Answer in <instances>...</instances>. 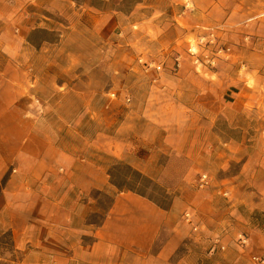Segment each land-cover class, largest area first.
<instances>
[{"label": "rangeland", "instance_id": "374dc122", "mask_svg": "<svg viewBox=\"0 0 264 264\" xmlns=\"http://www.w3.org/2000/svg\"><path fill=\"white\" fill-rule=\"evenodd\" d=\"M255 2L263 10L244 4L229 29L199 22L194 0H0V83L27 93L36 130L61 150L55 172L73 186L26 199L14 220L0 214V264H255L264 59L251 31L264 0ZM126 192L165 214L148 251L99 240Z\"/></svg>", "mask_w": 264, "mask_h": 264}, {"label": "crops", "instance_id": "0c3cea01", "mask_svg": "<svg viewBox=\"0 0 264 264\" xmlns=\"http://www.w3.org/2000/svg\"><path fill=\"white\" fill-rule=\"evenodd\" d=\"M194 1L197 5L194 14L199 22H210L216 17L218 22H224L225 28L229 29L235 28L232 22L241 16L240 8L244 4L256 5L253 13L263 10L255 2L258 0ZM225 5L230 7L225 8ZM251 32L257 35L254 52L264 59V18L252 26ZM26 95L22 90L13 89L9 82L0 83V175L9 168L13 170L0 194V214L10 215L11 220H14L13 214L23 213L25 205H28L26 199L45 198L52 194V190L63 192L73 188L71 184H63L62 175L56 174L61 150L39 135L31 118L30 100ZM222 146L223 142L216 147ZM51 152H54L53 157ZM253 192L264 196V188L257 185ZM164 218L165 214L157 205L143 195L120 193L110 204L98 237L106 246L148 251L160 234ZM249 236V248L264 256V238L252 233ZM215 264L225 263L216 260Z\"/></svg>", "mask_w": 264, "mask_h": 264}, {"label": "built area", "instance_id": "2783aa9c", "mask_svg": "<svg viewBox=\"0 0 264 264\" xmlns=\"http://www.w3.org/2000/svg\"><path fill=\"white\" fill-rule=\"evenodd\" d=\"M209 36L212 37L213 36V33L209 32ZM201 39H204V37H202ZM201 42H202V40H201ZM222 50H223L222 48H219L218 49V53L222 52ZM209 61H210L211 64L214 63V59L213 60H209ZM159 68H160V66H157V69H159ZM207 183H208V181H207L206 175L205 174H202L200 176V178H199V185H200V187H203ZM185 217H186V220L189 221V214L188 213H185ZM239 240H240V243L242 245H247L248 244L247 237H245V236H242L241 235L240 238H239ZM216 241H217V239H215V242ZM251 259H252V261L255 264H264V257H262V256L252 255Z\"/></svg>", "mask_w": 264, "mask_h": 264}]
</instances>
